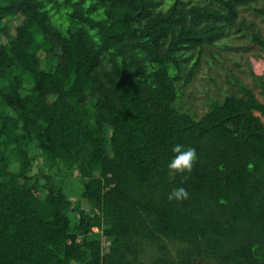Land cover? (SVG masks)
<instances>
[{
	"label": "trees",
	"instance_id": "obj_1",
	"mask_svg": "<svg viewBox=\"0 0 264 264\" xmlns=\"http://www.w3.org/2000/svg\"><path fill=\"white\" fill-rule=\"evenodd\" d=\"M208 1L0 0V264H264V103L238 83L199 120L176 107L260 2ZM176 143L190 174L168 170ZM41 161L53 176L31 175Z\"/></svg>",
	"mask_w": 264,
	"mask_h": 264
},
{
	"label": "rangeland",
	"instance_id": "obj_2",
	"mask_svg": "<svg viewBox=\"0 0 264 264\" xmlns=\"http://www.w3.org/2000/svg\"><path fill=\"white\" fill-rule=\"evenodd\" d=\"M185 1L194 5H211L208 0ZM171 3L172 0H162L161 8L167 10ZM263 8L264 0H260L258 4L250 8L238 9L236 29L226 31V37L218 43V47H212L199 56V63L189 84L184 85L188 71L182 74L178 84L180 90H182L183 98L176 103V107L180 111L187 112L196 120H199L209 112V106L213 100L222 102L225 95L237 93L239 91L238 83L246 85L255 93L257 99L264 103L262 92L255 87L253 79V76H264V53L251 43L254 35L264 39V17L255 13V10ZM19 23V21L13 23L11 35H15V29L19 26ZM0 41L6 42L3 37H0ZM41 58L43 59L44 55H41ZM193 59L188 67L194 64L195 58ZM54 173L55 171H49L45 162L41 161L36 164L31 175L53 176ZM73 179V189L70 187L68 194L72 201H80L81 208L89 213L91 207L80 198L82 186L77 172L74 173ZM94 233L99 234V230L94 229ZM102 243L105 250H107L109 241L102 238ZM170 248L173 256H175L176 248L173 246H170ZM150 254L151 252L146 256L147 261L151 259ZM205 264L215 263L206 262Z\"/></svg>",
	"mask_w": 264,
	"mask_h": 264
},
{
	"label": "clouds",
	"instance_id": "obj_3",
	"mask_svg": "<svg viewBox=\"0 0 264 264\" xmlns=\"http://www.w3.org/2000/svg\"><path fill=\"white\" fill-rule=\"evenodd\" d=\"M171 151L174 155L167 165L169 172L179 175H184L185 173L190 174L194 165L199 160L196 149L176 143L172 146ZM185 179H187V177H185ZM167 198L169 201H186L189 199V192L184 187H178L171 190Z\"/></svg>",
	"mask_w": 264,
	"mask_h": 264
}]
</instances>
